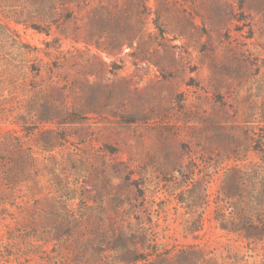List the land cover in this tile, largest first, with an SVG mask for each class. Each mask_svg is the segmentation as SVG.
Masks as SVG:
<instances>
[{"label":"rangeland","instance_id":"374dc122","mask_svg":"<svg viewBox=\"0 0 264 264\" xmlns=\"http://www.w3.org/2000/svg\"><path fill=\"white\" fill-rule=\"evenodd\" d=\"M0 264H264V0H0Z\"/></svg>","mask_w":264,"mask_h":264}]
</instances>
